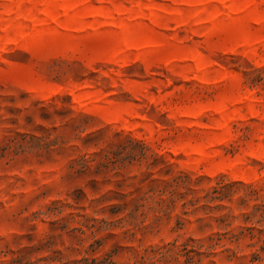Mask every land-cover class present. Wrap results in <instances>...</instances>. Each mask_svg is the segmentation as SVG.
Masks as SVG:
<instances>
[{
	"label": "rangeland",
	"instance_id": "374dc122",
	"mask_svg": "<svg viewBox=\"0 0 264 264\" xmlns=\"http://www.w3.org/2000/svg\"><path fill=\"white\" fill-rule=\"evenodd\" d=\"M0 264H264V0H0Z\"/></svg>",
	"mask_w": 264,
	"mask_h": 264
}]
</instances>
